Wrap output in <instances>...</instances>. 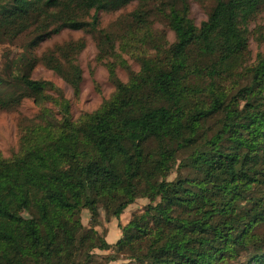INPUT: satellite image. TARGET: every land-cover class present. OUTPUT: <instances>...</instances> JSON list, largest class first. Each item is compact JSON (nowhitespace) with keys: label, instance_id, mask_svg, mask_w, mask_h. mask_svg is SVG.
I'll use <instances>...</instances> for the list:
<instances>
[{"label":"trees","instance_id":"obj_1","mask_svg":"<svg viewBox=\"0 0 264 264\" xmlns=\"http://www.w3.org/2000/svg\"><path fill=\"white\" fill-rule=\"evenodd\" d=\"M0 1L8 22L0 40L13 41L96 31L100 11L131 0ZM149 1L99 30L104 49L130 52L140 68L121 58L124 81L117 63L107 64L115 91L94 112L74 119L64 95L49 94L53 83L32 76L42 64L78 96L84 38L23 54L11 79L0 77L1 109L25 98L40 108L19 122V152L0 154V264H110L121 253L135 264H264V236L253 233L264 223V51L251 62L249 49L263 0H213L200 25L190 0H176L165 16L172 43L149 25L141 7ZM176 166L192 176L170 180ZM140 197L150 204L109 243L96 228L99 201L120 218ZM97 249L113 250L109 261L98 262Z\"/></svg>","mask_w":264,"mask_h":264},{"label":"rangeland","instance_id":"obj_2","mask_svg":"<svg viewBox=\"0 0 264 264\" xmlns=\"http://www.w3.org/2000/svg\"><path fill=\"white\" fill-rule=\"evenodd\" d=\"M4 1H0L2 4ZM176 0H151L145 3L142 8L147 12V19L150 26L155 30L164 33L170 43L175 40L174 32L170 29L168 21L165 18L169 12V5ZM138 0H131L126 6L119 9L103 10L99 13V29L94 31L92 28L72 29L65 28L58 34L44 39H38V33H27L26 37H19L12 40H0V77L11 79L12 71L14 70L15 62L23 54L41 55L47 49L53 47L57 43H63L70 40H80L84 38L86 45L78 56V63L83 70V82L81 93L77 96L73 88L65 80L51 69H48L42 64L36 66L32 76L34 79L46 80L53 83L54 89L48 90L49 94L55 96L64 95L71 106V115L74 119L79 118L85 113L94 112L102 103L109 99L115 91L114 85L109 80V72L107 64L110 62L117 63V73L119 77L127 81L129 71L125 66H122L119 61L121 58L133 70L138 71L140 68L139 62L131 55L130 52H122L118 47L116 53L121 58H116L110 47L103 48L99 44V30L110 26L113 22L127 21L129 14L139 7ZM191 12L190 16L197 25L206 20L208 13L214 5L213 0H190ZM179 6V2L177 3ZM6 11V10H5ZM4 10L0 11V19L4 16ZM9 11V10H8ZM94 11L91 15L85 17L86 22H92ZM1 26H7L8 22L1 23ZM91 26V25H89ZM33 30V27L29 29ZM25 36V35H24ZM7 38V37H6ZM38 40L39 44L34 42ZM249 49L251 53V62L254 61L258 53L264 51V0L254 19L249 23ZM5 85H0V88ZM14 87L11 88L13 90ZM39 106L34 102L33 98H25L21 106L16 110H4L0 108V154L4 157H12L19 152L20 149V129L19 122L24 118H32L39 113ZM178 166L169 179L173 180L178 174L182 176H192V171L189 169H181L178 172ZM150 200L146 197H140L130 204L122 213L120 218L107 215L104 206L106 201L100 200L99 206L101 211V225L96 228L103 233L104 237L111 244H115L122 238V229L120 225H126L132 217L143 212L150 204ZM82 221L85 226L90 225V213L88 210L82 212ZM253 233L257 236H264V223L257 226ZM113 254V250H95V257L98 262L109 261L106 256ZM110 264H135V262L126 254H119L116 260Z\"/></svg>","mask_w":264,"mask_h":264}]
</instances>
